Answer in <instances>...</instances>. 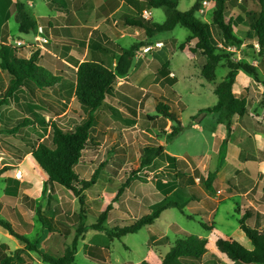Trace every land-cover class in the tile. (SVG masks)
I'll list each match as a JSON object with an SVG mask.
<instances>
[{"label":"rangeland","instance_id":"374dc122","mask_svg":"<svg viewBox=\"0 0 264 264\" xmlns=\"http://www.w3.org/2000/svg\"><path fill=\"white\" fill-rule=\"evenodd\" d=\"M195 1L179 0L178 10H188ZM198 1L201 3L203 0ZM253 1H250L251 8ZM38 4L46 11L43 4ZM150 12L153 23L165 21L164 8L150 9ZM210 16V12L204 17L195 14L205 23ZM11 26L10 38L7 40L4 36L2 39L4 45L20 48L21 57L42 51L35 43L20 47L23 44L17 38L32 42L33 37L19 33L15 19L11 20ZM239 31L234 29L236 36L243 38V33ZM212 32L218 43H222L216 29L213 28ZM188 33V30L178 26L171 32L155 35L156 39H145L144 34L133 39L132 45H144L135 52L134 59L139 60H133L128 75L118 78L113 86V96L107 97L103 108L93 114L96 143L89 144L76 167L79 181H89L97 173L95 183L83 192V204L64 187L48 186L46 174L28 153L38 141L51 133L50 122L57 123L64 130H71L87 117V112L74 99L64 102L66 92L58 61L50 54L53 60L45 57L38 62L39 66L59 78L60 81L53 86L54 90L44 88L31 96L27 88L22 87L6 105L0 107V220L7 222L16 236L29 242V248L25 250L24 242L0 227V245L7 246L6 254L12 255L18 251L15 264H46L41 254H62L73 243L74 264H140L143 261L159 264L162 256L168 252L169 244L183 237V234L206 242L207 253L198 264H232L217 250L215 242L219 238L231 239L247 249L252 248L239 230L236 209L245 199L264 212V176L257 172V164L264 160V76L260 72L256 77L249 76L253 82L247 92L239 88L240 95L237 96L244 98L252 115L239 120L236 116L232 117L229 131L221 114L216 113V118L205 114L198 122L200 130L183 131L167 142L166 136L175 125L155 112L154 98L184 104L185 110L181 116L183 127L194 125L191 118L201 114L198 108L207 109L217 102L216 96L209 93L212 84L199 74L204 58L196 54L189 63L188 56L179 50ZM169 38H174L176 43ZM163 39L170 42L169 48H172L170 52L173 54L171 70L178 80L172 87L155 81L157 58L150 62V57L144 55L150 51L147 48L149 43L156 41L159 44ZM36 43L54 54L64 53L65 56L61 57H65L68 65L76 66L80 62V59H76V63H73V59H69L67 51L61 47L47 44L39 38H36ZM123 46L126 45L123 43ZM187 46H194V42ZM226 50L233 55L230 57L233 62L246 61L256 66L260 61L257 46L250 48L245 43ZM82 55L83 52L79 50L75 58ZM143 55L144 61L140 60ZM107 66L114 68L111 63ZM227 70L226 62H221L216 68L214 83H219ZM2 74V80L8 84L10 79ZM199 80L205 83L204 89L199 87ZM243 84L240 80L239 85ZM31 113L43 119L47 126L33 122ZM24 118L31 119L32 125L16 128ZM233 123L235 130H232ZM244 123L250 126L247 133L240 128ZM216 125H223L222 131L226 133L223 140H219L218 136L214 141L211 138V128ZM146 137L163 146L177 159L173 169L184 173L185 177L182 175L178 180L170 175L168 180L175 182L180 190L184 188L180 180L189 187L185 206L182 212L177 208L165 210L151 226L144 227L137 234L110 240L106 231L117 222L146 214L147 208L143 206L142 198H149L147 184L153 185L154 179L159 177L166 179L161 173H167L169 167L162 160L137 173L142 148L148 142ZM209 173H214L215 181L205 189L203 181ZM133 175L137 179H132ZM18 176L21 178V181L17 180L20 182L19 189L14 194L11 192L15 189L8 193L6 179L10 177L16 180ZM245 176L249 177L247 181L242 179ZM231 178L233 182L228 184ZM119 190L122 192L118 195ZM107 206L111 207L107 220L100 229L94 228ZM196 209L201 210L200 213H194ZM202 224L209 230L203 228ZM161 242L163 245H160Z\"/></svg>","mask_w":264,"mask_h":264},{"label":"trees","instance_id":"16d2710c","mask_svg":"<svg viewBox=\"0 0 264 264\" xmlns=\"http://www.w3.org/2000/svg\"><path fill=\"white\" fill-rule=\"evenodd\" d=\"M235 2V0H214L212 20L208 24L195 17L200 7L198 0L189 10L184 12L178 10V0H141L139 15L126 18L124 21L126 26L142 30L147 38H152L159 33L171 32L178 26L188 30L189 34L185 41L179 45V50H184L191 41L196 40L194 47H190L189 51L204 58V63L200 68V76L206 82H212L215 79L217 66L223 61L226 62L228 73L214 89L217 98L216 104L212 108L201 109L198 112L221 114L228 131L233 116L242 118L247 115L245 100L237 98L232 92L237 73L241 71L248 76L256 77L258 69L264 72V0H257L258 11H244L246 31L242 40L234 34L233 21L229 18ZM157 8L165 9V21L163 23H153L142 17L143 10ZM12 13H14V19L18 24L19 33L28 35L36 29V23L26 13L23 3H14ZM213 28L219 33L222 43H218L214 37ZM243 42H246L250 48H253L254 44L257 46L258 58H260L257 66L250 65L246 61L233 62L230 60L233 55H230L226 49L228 47L237 48ZM143 46L134 44L129 49H119V55L113 69L95 60L83 61L75 66L76 70L70 69L72 75L67 77L68 81H64L62 85L66 92L63 100L67 102L74 99L80 108L87 112L86 119L81 124H75L71 130H64L57 123L50 122L51 133L38 141L32 151L28 152L37 166L46 174V184L50 187L54 185L64 187L78 199L80 204L84 203L83 192L95 183L97 176L95 173L91 180L79 181L76 174V167L83 152L87 150L89 144L96 143V137H93L95 130L93 114L103 107L104 101L110 96L118 78L128 75L133 65L135 52ZM20 50V48H14L10 45H1L0 47V71L10 79L7 84L0 77V107L6 105L22 87L27 88L31 96H35L37 90L44 88L54 90L53 86L60 81L59 78L54 77L48 70L38 65L39 54L37 52L25 59L19 56ZM154 76L155 81L169 87L174 86L178 81L175 76L171 75L169 61L158 66ZM154 101L156 102L155 112L161 118L175 125V127H171L170 133L166 136L167 142H171L180 133L190 128V126H181L180 118L184 111V106L181 103L166 98H161V100L154 98ZM109 111L112 112V109ZM31 116L33 122L47 126L38 115L31 113ZM195 118L192 117L191 119L194 120ZM32 120L24 118L16 128L30 126L33 123ZM146 138L148 142L142 148L137 173L151 168L156 161L162 160L169 167L167 173H161L166 179L159 177L154 179L153 185L147 184L146 189L149 198H142V204L147 208L146 214H141L140 217L128 221L117 222L112 229L106 231L110 240L137 234L144 227L151 226L165 210L177 208L182 212L185 206L189 187H186V184L180 180L179 183L184 185V188L180 190L175 182L168 180L170 175L179 180L184 174L173 169L177 159L168 154L163 146L157 144L153 139ZM133 178L137 179L136 175H133ZM214 181V173H209L203 181L204 188H210ZM231 182L233 179H230L228 184ZM5 183L8 193L11 189H15L11 192L14 194L20 186V183L12 178L6 179ZM128 183L129 181L126 182V184ZM262 191L264 192V184ZM121 192L122 190H119L118 195ZM110 210L111 207L107 206L105 211L99 215L97 225L94 228L100 229V226L107 220ZM200 211L196 209L194 213H200ZM236 212L239 216L237 220L239 230L249 240L252 248L247 249L231 239L219 238L215 242L217 250L233 264H264V213L256 210L245 199H242ZM0 227L11 236L24 242L26 245L24 249L28 250L29 242L16 236L7 222L0 220ZM202 227L209 230L204 224ZM183 235V237L169 244V250L162 256L160 264H198L207 253L204 240L189 234ZM165 240L168 241L167 238ZM160 245L163 243L161 242ZM74 246L75 243L71 248L65 249L62 254H41L40 256L46 264H74ZM6 251L7 246L0 245V264H15L18 251L12 255H7ZM140 264L148 263L143 261Z\"/></svg>","mask_w":264,"mask_h":264},{"label":"crops","instance_id":"0c3cea01","mask_svg":"<svg viewBox=\"0 0 264 264\" xmlns=\"http://www.w3.org/2000/svg\"><path fill=\"white\" fill-rule=\"evenodd\" d=\"M235 1H236L235 6L231 9L229 18H231L233 21V32L234 29L236 28L240 30L239 32L243 33V38L238 37L239 39L242 40L244 39V35L246 31L244 25L246 21L244 11L256 12L259 10V5L258 2H256L255 0L254 1L235 0ZM250 1H253V5H254L253 8L250 7ZM16 2L23 3L26 13L36 23V29L28 34V35H32L33 37L32 42L29 41L27 42L23 39L17 38V41H20L23 44L20 47H27L28 43L30 44L35 43V45L40 50H42L41 52L36 51L39 54V60L45 57L51 59L49 56L52 55L53 58H55L58 61L57 66L59 69H61L59 73H61L62 76L61 78L64 81L66 80L68 81V79L66 78L72 75V70L70 69L76 70L75 66L68 65L67 62L65 61V57H61V56H65L64 53H61L62 55L61 54L57 55L56 53L54 54L52 52H49V50H47L43 45L37 44L36 38H39L40 40H44L47 44L51 43L53 45L58 46L59 48L61 47V49L66 50L67 57L71 60L73 59L74 61L73 63H76V59H80L79 63L88 60H95L104 64L106 67H108L107 65L110 63L114 67L116 64V59L119 55V49H129L132 46V42L134 41L133 39L136 36H140V34H144L142 30L126 26L124 22L126 18L139 15L138 10L141 8V0H33V1L32 0H0V47L1 45H4V43H2V39L4 36L6 37L5 39L7 40L10 38L9 34L10 31L12 30L11 20L14 19V13H12V7L13 4ZM38 2H40V4H43V6L46 8V11L42 7V5L38 4ZM178 6H179V0H178ZM255 6H257V9ZM190 8H188V10ZM213 9H214V4L207 9V13L209 12L211 13L210 18L206 22L208 24L211 23ZM29 10H31L32 12H30ZM150 15L151 12L149 9L143 10L142 17L152 22ZM145 39L152 40L156 38L155 36H153L152 38H147L145 36ZM169 39H171V42L176 43V40L174 38H169ZM191 42H194L195 45L196 40H193ZM123 43L126 46H123ZM245 43L246 42H243V44ZM169 46H170V42L167 41V39L160 40L159 44L156 41H154L152 43H149V46L147 48L148 49L150 48V51L144 53V55L146 56V58L147 56L150 57L149 59L150 62H153V59L157 58L158 61L157 62L158 64H156L157 66L163 65L167 61H169L170 63L173 54L170 52L172 48H169ZM254 46L256 45L254 44ZM14 48H16V46H14ZM55 48L57 49V47ZM189 48L190 46H186V48L181 52L185 53L188 56L187 59L190 63V61L192 60V58H194L195 55L189 51ZM79 50L83 52V55L81 56L82 59L75 58L76 57L75 53H77V51L79 52ZM44 51L46 52L45 54L42 53ZM144 55L140 60L144 61ZM29 56L24 58L27 59L29 58ZM134 60H139V59H134ZM170 72L171 75H173V72L171 70V65H170ZM257 72L258 73L260 72L264 76L263 70L258 69ZM227 73L228 70L224 74L222 80L224 79ZM199 74H200V69H199ZM243 74L244 73L241 71L237 73L234 84L232 86V92L237 98H239L237 95H240V92L238 91L239 88H242L241 89L242 92H247L248 87H250L251 83L253 82L251 77H249L248 75L245 76ZM186 76L188 77L190 75H186ZM0 77L1 78L3 77L1 71H0ZM222 80L220 82H222ZM240 80L243 81L244 83L243 85H239ZM207 83L212 84L209 93L214 94V89L217 87L219 83H214V80L212 82H207ZM203 84L205 83L202 80H199V87L204 89ZM112 94L113 93L111 92L110 96H113ZM197 94L199 95L203 93H197ZM182 105L184 106V110H185V105L184 104ZM213 106H211L210 108H212ZM200 109H204V108H198L197 110ZM205 114L208 113H201L198 117H196L194 119V125L190 126V128L187 130H200L198 122L200 118L203 117V115ZM248 114L252 115L247 105V115ZM211 115H213L212 118H216L215 113ZM247 115H245L242 118L238 116L236 117L238 118L237 120H239L246 118ZM180 122H181V118H180ZM181 126H182V122H181ZM222 127L223 125H219V127H217L216 125L214 128L213 127L211 128V138L212 139L214 138L213 141L216 140L217 136L219 140L224 139L226 133L224 134V132L222 131ZM249 127L250 126L248 123H244V126L240 128L242 132L247 133V129ZM235 129L236 127L235 124L233 123L232 130ZM257 172L259 173V175L264 176V160L260 161V163L257 164ZM247 178L249 177L248 176L242 177L244 181H247ZM249 192L250 190L245 195H247ZM250 205L253 206L259 212L264 213L263 211L256 208L253 203H250Z\"/></svg>","mask_w":264,"mask_h":264},{"label":"built area","instance_id":"2783aa9c","mask_svg":"<svg viewBox=\"0 0 264 264\" xmlns=\"http://www.w3.org/2000/svg\"><path fill=\"white\" fill-rule=\"evenodd\" d=\"M214 4V0H203L201 3H200V7L199 9L197 10V15L199 16H205L206 13H207V9L210 8L212 5ZM16 180L18 181H21V178L20 176L18 177H15Z\"/></svg>","mask_w":264,"mask_h":264}]
</instances>
